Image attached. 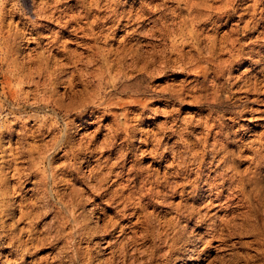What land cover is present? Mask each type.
Instances as JSON below:
<instances>
[{
    "label": "bare ground",
    "instance_id": "obj_1",
    "mask_svg": "<svg viewBox=\"0 0 264 264\" xmlns=\"http://www.w3.org/2000/svg\"><path fill=\"white\" fill-rule=\"evenodd\" d=\"M145 1L146 3H138L131 0L126 9L127 2L120 0H31L30 5L34 8L31 13L35 16V23L28 21L31 22L28 31L26 30L28 22L24 21L26 16L23 17L26 12H18L13 5L7 10V14L12 17L18 15V20L14 25L4 26L7 0H0L2 50L10 51L16 43L34 42L36 46L38 45L35 47V53L26 57L27 60L23 62L12 60V70L15 71L17 79L20 82H27L36 89L41 88L43 93L49 92L50 98L56 95L57 85L64 83L62 95L52 98L51 101L58 112H64L62 124L65 129L75 120L80 122L77 125L84 127L88 117H98L100 114L103 115V119H108L106 124H101L94 131V133L106 131L102 140L96 144L92 137L86 142L80 139L73 143L70 135L73 130L61 134L60 128L58 136H52L49 140L30 147L27 154L31 159V165L29 175L28 172L26 175L39 176L34 186L39 193L37 199L44 203L43 212H37L34 217L52 214L56 234L60 235L58 241L65 236L70 238L65 253L70 254L67 259L70 264H75L79 260L83 261L80 262L82 264H90L93 258L92 246L99 249L114 247L113 252L124 258V264H129L126 258H130V249L146 243L149 245L142 247L145 248L142 253L149 257L142 261V264L150 262L156 252L163 258L162 264H170L173 260V247L188 228L187 242L192 246L189 250L191 253L189 259L199 261L200 256L209 251L208 246L218 251L226 242L239 235H253L256 239L253 243L257 245L255 257L264 264V196L258 182L235 170L232 164L235 159L224 155L227 146L219 145L215 138L214 142H210V147L212 146L209 147L210 151L202 148L201 153H197V150L193 149L195 142L203 143L205 147L209 144L208 136L212 134L213 129L220 130L216 118L211 116V110L202 116L206 127L203 138L191 142L186 138V143L180 144L181 151L170 156L171 161L165 164L162 173L159 170L161 160L155 171L148 172L136 166V158L131 160L132 163L125 171V164L131 151L126 148V151L120 154V147L116 148L115 142L121 135L125 138L136 129V126L144 124L146 112L150 109L152 111L151 105L157 101L153 100L156 97H164L162 99L171 104H180L189 96L198 104H202L198 90L195 89L189 94L190 90L184 82L177 83L176 86L169 83L160 87L155 83V79L171 74L174 76L173 70L177 68L181 73L186 69L201 72L204 68L202 62L213 68L215 55L219 53L216 51L217 42L215 39H208L209 42L206 43L201 37L205 30L200 32V29L207 27L208 24L217 23L221 19L218 14L232 16L246 0ZM244 9L249 10L246 5ZM53 21L55 27L47 29L49 34L39 36L38 28L41 26L45 28ZM19 25L22 28L19 29ZM112 26L116 32H125L122 42L113 48L110 45L114 31H108ZM43 39H46V42L42 43ZM73 43L80 44L78 45L81 48L80 52L67 48V45ZM186 46L190 47L187 51L184 50ZM0 53L2 54V51ZM36 78L44 79L40 81ZM194 78L198 76L195 75ZM147 79L150 81L146 82ZM215 97L216 95H211L210 99H214L213 101L204 97L206 106L213 108L218 106L220 103L215 102ZM33 99H36L35 96ZM45 99L44 97L42 100ZM32 104L30 106L27 104L30 109L35 108ZM201 107L197 109L199 114ZM104 110L107 112L104 113ZM58 112L55 115L44 116V119L35 116L38 124L31 133L32 137L37 138L45 133L48 136L53 130L58 129L61 125L57 120ZM168 122L170 124L162 126L164 128L158 134L152 135L151 139L149 136L145 137L143 145L146 148L142 150V154H152L154 160V151L160 149L157 145L162 141H167L170 136L177 138L188 136V132L184 131L185 128H189L186 120L183 126L175 118ZM213 134L215 136L217 133L214 131ZM153 142L155 146L147 151L148 145H153ZM166 144L168 143L164 142L162 151L158 153L160 157H164ZM170 148L172 150L173 147ZM60 152L63 153L58 156ZM115 154L116 156H113ZM69 156L73 160L70 164L55 165L60 157ZM97 156L98 158L92 159ZM111 158L114 160L111 161ZM94 160L99 161L98 165L94 169H89L86 177L78 176L80 163L85 162L89 165L90 161ZM189 163L195 164L196 167L195 179L192 180L188 174L191 171L188 172ZM39 164L43 167L41 174L37 173L35 166ZM58 171L60 177L67 178L64 179L65 187L59 186V181L63 180L58 177ZM199 179L204 180L202 186L208 185L206 190L198 184ZM78 184L79 187L76 186ZM186 189L188 198L176 203L170 201L172 197H182ZM201 189L202 191L198 192ZM89 204L92 207L90 210L86 209ZM215 207L223 214L216 212L211 214L210 211ZM236 211L239 212L235 213ZM85 212H89L90 215L93 212L96 214L87 217ZM91 218L95 220L94 224L91 223ZM181 222L185 223L180 224ZM129 228L133 229L132 232L129 231L130 234L126 232L127 229L130 230ZM201 229H205L203 235L199 234ZM116 232L118 233L115 234ZM124 234V242L120 241L118 247L114 246L115 238ZM194 241L199 242L201 247L198 245L195 247ZM82 244L85 246H81ZM161 250L164 252L159 254ZM183 256L182 253L177 259L183 261L185 259ZM209 258L202 264H216L217 261L219 264L224 263L215 253ZM184 263L187 262L184 260ZM97 264H112V259L105 258L104 263Z\"/></svg>",
    "mask_w": 264,
    "mask_h": 264
},
{
    "label": "rangeland",
    "instance_id": "obj_2",
    "mask_svg": "<svg viewBox=\"0 0 264 264\" xmlns=\"http://www.w3.org/2000/svg\"><path fill=\"white\" fill-rule=\"evenodd\" d=\"M120 1L125 3L127 2V5L125 6L126 9L131 3V0ZM135 1L138 3H146L145 0ZM30 3L31 0H7V4H5L4 9L6 13L3 23L4 26H7L8 24L14 25L18 20V15L17 17H12L10 14H7V10H9L12 5L17 9L18 12H26V14L23 15V17L26 16L24 21L28 22L30 20L34 22L35 16L31 13L34 8L30 5ZM245 5L248 6L249 10L244 9ZM218 15L221 19L217 23L213 24L215 26L208 24L207 27H202V29H200V32L205 30L202 32L201 37H203V40H205L206 43L209 42L208 39H215L217 42L216 51L219 53H216L215 55L213 68H211L209 64L202 62L201 65L204 66V68L201 72H195L192 70L188 71L186 69L181 73L177 68L173 70L175 73L174 76L171 74L166 77H157L155 79V83L160 87L163 85L166 86L169 83H172L173 86H176L181 82H184L187 89L189 88L188 90H190L189 94H191L195 89L198 90V93L201 95L202 104H198V102L189 96L186 97L183 103L180 104H171L162 99L164 97L155 96L156 98L154 97L155 99L153 100L157 101L151 105L152 111L150 109L148 112H146L144 124L136 126V129L127 134L125 138L124 135H121L122 138L119 137L116 139V148L120 147V154L121 152L124 153L126 148L132 152L128 154L129 157L125 164V171L128 170L130 164L132 163L131 160L136 158V166L148 172L155 171L159 166V160H161L159 170L162 173L165 164L167 165L169 161H171L170 156H173V154L179 150L181 151L182 148L180 144L184 142L186 143V138L189 142L203 138L206 127L203 123L204 117L202 116H205L208 111L211 110V116L212 118H216L214 119L220 125V130L215 128L213 129L212 134L208 136L209 139L207 138V143L209 144L207 145L209 146L206 145L203 147V143L195 142L193 149L195 151L197 150V153H201V150L203 149H208V151H210L209 149L212 147H210V144L212 141L214 142V138L219 141H217L219 145L225 144V146H227L225 151L227 152L224 155L233 158V160L235 159L232 163L235 170L245 174L246 177H252V179L258 182L261 193L264 196V0H246V2L240 6V9L232 14L233 17L221 14ZM30 23L31 22L27 23L26 26L28 27H26V30L30 28ZM39 23L40 22H38V24ZM42 24L43 23H41V25ZM54 24L55 22L53 21L45 28L42 26L39 27V36L48 35L49 30L47 31V29L51 27V30L53 27H55ZM18 28H22L21 25H19ZM112 28L113 26L109 27L108 31H114ZM124 33V31H114V33L111 35L113 40L110 46L112 48L115 45V47H117L118 44L122 42L121 39ZM142 37L143 36L140 37L141 40ZM44 42H46V39H43L42 43ZM75 45L76 47H74ZM78 45L80 44H69L67 45V48L69 50L74 49L77 50V52H80L81 48ZM231 45L232 47H230ZM37 46L34 42H28L24 44L16 43L13 45V48H11L10 51H7L8 54H6L7 52L2 50L3 46L0 45V52L2 51V54L0 53V264H70L69 261H67V259L70 257V254H65L68 248L67 243L70 242V238L65 236L63 239L58 241V237H60V235L58 233L56 234V224L53 223L51 218L52 214L48 213L42 216L40 214L38 215L39 217H34L37 212H43L44 203L37 199L39 193L36 191L34 186L39 180V176H27L29 175L31 165V159L27 153L29 152L30 147L34 146V144L38 145L49 140L52 136H58V130L60 128L62 129L61 134H64L65 132L70 133V131L73 130V132L70 133L71 142L73 143H77L80 139L81 141L86 142L90 137H92L93 140L95 139L93 142L96 144L102 140L106 131L102 130L100 133H94V131L97 130L101 124L104 125L108 122V119H103V115L100 114L98 117H88L86 122H84V127H82V125H77L80 122L75 120L74 123L71 124L72 126L70 125L72 128L69 126V128L65 129L64 125L62 124V115L64 112H58V110L54 108V103L51 101L52 98H57L58 96L62 95L65 89L64 83H59L57 85L55 88L56 95L50 98L49 92L43 93L41 88L36 89L27 82H20L17 79L15 71L13 72L12 70V60L16 59V62H23L27 60L29 56L35 53V47ZM189 49V46L184 47L185 51ZM169 70L171 69L169 68ZM167 73L170 74L169 71ZM195 75L198 76V78H194ZM44 78L36 79L42 81ZM149 81L150 79L146 80V82ZM208 83H211V86ZM152 84H154V82ZM36 91L40 93H37ZM213 94L216 95L215 102L220 103L218 106H214V108L208 107L206 106V102L204 103V97H208L209 100L213 101L214 99H210L211 95ZM14 95L15 97H13ZM34 96L36 98L35 100L33 99ZM44 97L46 99L43 101L42 99ZM45 101L48 103L46 104ZM31 103H33L32 106L35 107L34 109H30L29 106ZM45 104L47 106H45ZM200 106H202V110L199 114L197 109ZM50 111L52 113H50ZM105 111L107 112V110H104V113H106ZM56 112H58L57 120L59 121V124H61L58 126V129L53 130V132H51L48 136H46L45 133L37 138H33L31 133L33 130H35V127L38 124L35 116H38V119H44V116L46 117L49 114L55 115ZM26 116H28V118ZM173 117L179 121L178 123H182V126L185 124V120L187 121L189 128H185L184 131L188 132V136L185 135V138L170 136L167 138V141H162L163 144L164 142L169 144H166L167 146L164 157H160L158 154L163 149L162 143L157 145V148L160 149L156 150L157 152L154 151V160L152 154H142V150L146 148L143 145V140L145 137L149 136V139H151L152 135L158 134V132L167 126V124L169 125L170 122L168 121L174 119ZM119 118H121V116H119ZM52 120L53 119H51V122ZM195 123L197 125H195ZM214 131L217 133L215 136H213ZM145 134L148 135L145 136ZM131 138H133L132 141L130 140ZM153 146H155L154 142L153 145H148L146 150L148 151L151 147L153 148ZM171 146L173 147L172 150L170 148ZM168 150L170 152H168ZM62 153L63 152H60L58 156H60ZM220 155H222V152H220ZM113 156H116V154ZM165 157L168 161H165ZM68 158L60 157V159L55 162V165L60 166L62 164H70L73 162V160L70 159V156ZM94 158H98V156L93 157L92 159ZM113 160L114 158H111V161ZM98 163V160L90 161L89 165H87L85 162H81L78 176L82 178H84V176L86 177L89 174L88 170L91 168L94 169ZM39 165L35 166L38 170L37 173L41 174L43 167L42 164ZM189 167H191V169ZM194 170H196L195 164L189 163L188 172H190L188 174L191 180L195 179ZM59 172L60 171H58V177L63 181H59L60 185H58L65 187L64 179L66 180L67 178L60 177L61 175ZM199 180L200 181L198 184L202 186L204 180ZM49 186L50 183L48 181L47 189L50 188ZM76 186L79 187V184ZM206 186L208 187V185H203L202 189L206 190ZM202 189L198 192H201ZM187 191L188 190L186 189L185 194L182 197H172L170 198V201L176 203L188 198L189 195L186 193ZM90 207L91 204H89L86 209L90 210L92 208ZM215 212L220 215L223 214L222 212H219L217 207L210 211L211 214ZM237 212L239 211H236L235 213ZM95 214L96 213L93 212L90 215L89 212H85L87 217H92V215L95 216ZM90 220L91 223L94 224L95 220L93 218ZM100 223L101 222H99V224ZM184 223L185 222H181L180 224ZM39 230L43 232L41 233ZM129 231L132 232L133 229L126 230L128 234H130ZM204 231L205 229H201L199 234L203 235ZM117 233L118 232L115 234ZM46 234L48 235L45 236ZM188 234L189 228L184 233L181 240H179L173 247V260L170 262V264L206 263L208 259H210L209 256L212 257L214 253L217 254L219 259H222L221 262H224L223 264H261V260L255 257V248L257 245H254L256 239L253 235H239L240 237L238 236L237 238H233L229 242H226V245L220 247L218 251H214L211 246H208L210 247L209 251H206L203 255H201L199 261H196V259L188 258V256L191 254L189 250L192 249V246H190L187 242V239H189L187 236ZM115 240L116 243L114 246L118 247L122 242H124L125 234L115 238ZM193 243L195 244V247L197 245L201 247L199 242L194 241ZM216 244L217 243L215 242V245ZM146 245H149V243L132 247L130 249V258H126V261H128L129 264H142V261H145L149 257L148 255H144L142 253V251L145 249L142 247H145ZM81 246H85V244H82ZM102 246L103 244L100 246V248H102ZM91 248V256L93 258L90 260V264L104 263L105 258H111L112 264H124V258L113 252L115 250L114 247H110L108 249H99L92 246ZM133 248L134 250H132ZM163 252L164 250H161L159 254ZM97 253L98 255H96ZM182 253L184 254L183 259L185 258L184 260L187 263H184V260L181 261L180 259H177L179 258L178 256L182 255ZM140 254L144 256H141ZM194 258H196V255H194ZM80 262L83 261H76L75 264H82ZM217 262L216 264H219ZM162 263L163 258L158 255V252L153 255V258L150 259V262H146V264Z\"/></svg>",
    "mask_w": 264,
    "mask_h": 264
}]
</instances>
